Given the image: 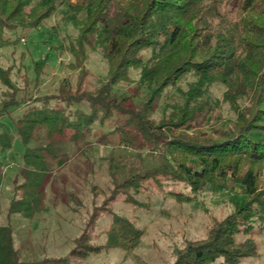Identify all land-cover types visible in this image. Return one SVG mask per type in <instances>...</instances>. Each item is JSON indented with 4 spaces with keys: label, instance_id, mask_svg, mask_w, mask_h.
I'll use <instances>...</instances> for the list:
<instances>
[{
    "label": "trees",
    "instance_id": "obj_1",
    "mask_svg": "<svg viewBox=\"0 0 264 264\" xmlns=\"http://www.w3.org/2000/svg\"><path fill=\"white\" fill-rule=\"evenodd\" d=\"M53 16L78 29L68 47L75 83L65 79L55 93L35 97L29 93V68L0 64V197L9 166L2 155L17 139L23 146L22 181L8 207L0 203V264H74L68 258L24 261L12 222L46 211L53 174L69 160L60 143L79 146L97 136L120 149L146 151L151 163L143 155H127L134 161L112 174L104 207L89 214L71 258L142 244L146 231L114 213L119 200L138 206L137 195L156 186L163 197L191 204L228 182L239 187L234 211L205 238L187 240L173 264L259 258L252 231L264 222V0H0V49L11 43L7 32L36 29ZM89 51L108 64L94 87L86 84ZM31 64L38 87L48 56ZM132 71L138 72L136 81ZM216 89H222L220 98ZM224 106L234 117L212 124ZM106 124L110 129L102 131ZM102 219L110 220L103 232L107 241L97 245Z\"/></svg>",
    "mask_w": 264,
    "mask_h": 264
},
{
    "label": "rangeland",
    "instance_id": "obj_2",
    "mask_svg": "<svg viewBox=\"0 0 264 264\" xmlns=\"http://www.w3.org/2000/svg\"><path fill=\"white\" fill-rule=\"evenodd\" d=\"M77 35L78 29L60 20L59 16H53L36 29L7 32L11 43L0 49V64L4 67L14 64L16 68L23 64L29 68V93L33 96L53 94L63 80L76 82L77 74L69 66L72 56L68 47ZM47 56L48 68L44 70L36 88L31 63ZM87 68L90 76L86 84L90 87L97 86L108 72V64L104 58L92 51H89ZM24 71L23 69V74ZM132 78L135 81L138 79L137 71H132ZM191 80V77L185 79L181 87L186 88ZM221 91L222 89H216L219 98ZM178 97L179 94L172 89V98ZM219 117V121L213 119L212 124H222L234 116L228 106H224ZM209 126L207 123L204 128ZM6 127L12 130L10 122H7ZM109 129L110 124H106L102 131ZM98 138L99 136L91 138L86 144L81 142L79 146L60 143V150L68 154L69 160L53 174L47 188L46 211L33 220L19 217L13 219L16 243L24 261L48 257L68 258L74 264H173L176 251L183 248L187 240L205 238L215 222L234 211V203L239 198V187H234L230 182L221 190L208 189L202 192L191 204H180L170 197H163L156 191V186H153L148 194L137 195L138 206L126 204L122 200L113 205L114 213L130 219L146 231L139 247L128 248L123 245L85 260L71 258L70 252L75 240L83 233L89 214L95 207H104V200L112 189V174L125 170L127 162L134 161L127 155L137 153L143 155L147 164L151 163L150 154L145 155L146 151L120 149L111 143H103ZM22 153L23 146L17 139L13 149L2 155L3 162L9 165L0 197L3 209L8 207L16 183L22 181L18 166ZM118 163H122L124 167L121 168ZM260 173L264 186V167ZM166 187L167 190L170 189L169 185ZM178 190H182V186ZM109 223L108 219H102L98 223L95 230L97 245L106 244L107 237L103 232L109 229ZM252 236L259 243L261 256L244 259L241 264H264V222L257 223ZM244 239L243 236L238 237L239 242ZM222 262L221 258L215 264Z\"/></svg>",
    "mask_w": 264,
    "mask_h": 264
}]
</instances>
